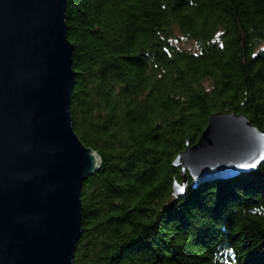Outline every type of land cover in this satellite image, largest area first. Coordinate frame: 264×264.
I'll use <instances>...</instances> for the list:
<instances>
[{
  "label": "trees",
  "instance_id": "16d2710c",
  "mask_svg": "<svg viewBox=\"0 0 264 264\" xmlns=\"http://www.w3.org/2000/svg\"><path fill=\"white\" fill-rule=\"evenodd\" d=\"M65 12L73 128L101 156L73 264H264V161L196 187L188 176L172 195V161L211 112L264 131V0H66Z\"/></svg>",
  "mask_w": 264,
  "mask_h": 264
},
{
  "label": "water",
  "instance_id": "95a60500",
  "mask_svg": "<svg viewBox=\"0 0 264 264\" xmlns=\"http://www.w3.org/2000/svg\"><path fill=\"white\" fill-rule=\"evenodd\" d=\"M66 0H0V264H73L81 189L101 156L73 128L75 73ZM264 131L243 112L208 115L172 163L188 185L254 170Z\"/></svg>",
  "mask_w": 264,
  "mask_h": 264
},
{
  "label": "rangeland",
  "instance_id": "374dc122",
  "mask_svg": "<svg viewBox=\"0 0 264 264\" xmlns=\"http://www.w3.org/2000/svg\"><path fill=\"white\" fill-rule=\"evenodd\" d=\"M172 41L181 48L189 49V50H196L197 49V43L189 38L184 37L181 33L176 32L174 37L172 38Z\"/></svg>",
  "mask_w": 264,
  "mask_h": 264
}]
</instances>
